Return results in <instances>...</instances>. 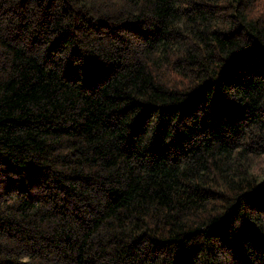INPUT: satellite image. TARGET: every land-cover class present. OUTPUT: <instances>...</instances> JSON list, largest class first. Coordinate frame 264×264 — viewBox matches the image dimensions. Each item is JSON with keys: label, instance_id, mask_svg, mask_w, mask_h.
<instances>
[{"label": "trees", "instance_id": "16d2710c", "mask_svg": "<svg viewBox=\"0 0 264 264\" xmlns=\"http://www.w3.org/2000/svg\"><path fill=\"white\" fill-rule=\"evenodd\" d=\"M264 0H0V264H264Z\"/></svg>", "mask_w": 264, "mask_h": 264}, {"label": "rangeland", "instance_id": "374dc122", "mask_svg": "<svg viewBox=\"0 0 264 264\" xmlns=\"http://www.w3.org/2000/svg\"><path fill=\"white\" fill-rule=\"evenodd\" d=\"M260 162L264 163V158Z\"/></svg>", "mask_w": 264, "mask_h": 264}]
</instances>
